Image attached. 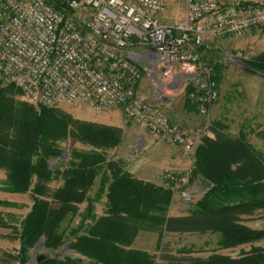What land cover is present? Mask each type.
<instances>
[{"label": "trees", "instance_id": "trees-1", "mask_svg": "<svg viewBox=\"0 0 264 264\" xmlns=\"http://www.w3.org/2000/svg\"><path fill=\"white\" fill-rule=\"evenodd\" d=\"M213 54L205 58L220 87L223 65L211 59ZM246 62L264 74V55ZM5 83L0 78V170L6 172L0 190L30 192L34 202L17 238L26 250L45 238L52 251L71 239L69 248L87 260L47 257L39 264H156L154 255L132 247L140 232L157 233L160 241L167 233L216 236L210 256L190 258L187 264H264L262 247L252 246L238 257L218 253L264 241V230L244 224L247 217L264 212V155L250 143L246 127L233 136L222 121L211 124L212 136H204L195 152L192 176L208 189L189 215L171 217L173 193L136 178L124 159L109 155L121 146L122 129L19 100L16 97L25 95L23 91ZM185 107L197 112L189 101L185 100ZM257 134L264 139V131ZM70 140L90 150H72L67 163L52 169V161L62 157L63 144ZM60 178L63 185L50 193L49 184ZM93 187L97 191L90 198ZM103 198L104 214L97 217L96 204ZM85 201L79 225L70 228L66 237L60 233L63 220L70 215L74 219ZM0 225L8 226L1 215Z\"/></svg>", "mask_w": 264, "mask_h": 264}, {"label": "built area", "instance_id": "built-area-1", "mask_svg": "<svg viewBox=\"0 0 264 264\" xmlns=\"http://www.w3.org/2000/svg\"><path fill=\"white\" fill-rule=\"evenodd\" d=\"M176 2L183 13L166 22L170 0H0V78L45 108L121 109L192 155L211 124L189 132L160 105L178 93L210 115L219 86L205 57L219 39L264 28V0ZM144 79L160 104L139 94ZM192 176L190 166L169 170L162 186L196 204Z\"/></svg>", "mask_w": 264, "mask_h": 264}, {"label": "rangeland", "instance_id": "rangeland-1", "mask_svg": "<svg viewBox=\"0 0 264 264\" xmlns=\"http://www.w3.org/2000/svg\"><path fill=\"white\" fill-rule=\"evenodd\" d=\"M182 13L183 11H177L176 0H170L168 12L164 15L163 20L172 22L177 14L181 15ZM212 52L214 54L211 59L219 61L223 65V79L219 87V99L211 108L210 115L202 117L187 113L185 100L178 93H171L165 99L166 103L160 106H162L172 122L181 125L184 129H188L189 132L203 127L208 122L213 124L215 121H222L228 126L231 135L238 136L244 126L247 133H249L250 143L258 152L264 155V139L257 134L260 131H264V74L256 71L246 62L256 60L264 55V28L251 31L243 37L219 39L213 44ZM142 90L146 91L147 96L145 98L149 102L160 104L153 100L156 92L146 79L142 83ZM16 98L30 102L26 95L17 96ZM56 108L71 114L74 118L81 121L95 122L122 129L123 142L118 149L110 151L109 155L124 159L128 171L134 170L138 177H142V174H144L145 177L143 178L145 180L143 181L158 186L162 185L166 171L175 170L178 164L194 167L195 152L203 137L212 136V126L210 125L209 130L201 138L194 153L186 155L179 147L177 148L164 138L151 133L145 126L142 128L140 125L128 123L122 110L115 109L100 115L83 105L61 104ZM189 129L194 130L190 131ZM63 149L62 157L52 161V169L60 168V163H67L69 153L72 150H90L89 147L74 140L64 143ZM126 157L127 159H125ZM4 181H6V172L0 170V189L4 186ZM197 182L195 187L197 193L204 195L208 188L204 183ZM62 185L63 180L61 178L51 182L48 186L50 193ZM96 191L97 187H93L88 197L93 198ZM49 201L53 207H56L52 199H49ZM0 203H2L0 204V215L4 222L8 224L5 227L0 225V264H21L19 258L17 260L14 258L15 256L18 257L21 248L17 233L22 221L34 205L31 193L13 194L0 190ZM198 203H187L183 201L180 195L173 194L169 215L171 217L187 216L192 207ZM105 204L106 199L104 198L96 204L95 213L97 217H101L104 214ZM86 207L87 202L85 201L79 205L78 215L74 219L71 215L66 217L61 224L60 233L64 232L66 237H68L70 228L79 225ZM90 222L88 221V223ZM244 224L252 229L264 230V212L247 217ZM216 240V236L210 234L167 233L160 241L157 233L140 232L132 247L154 255L156 264H187L190 258L205 259L210 256L212 250L216 247ZM70 243L71 239L66 238L65 243L60 248L52 251L47 249L45 238H42L34 247L26 251L25 264H39L41 257L60 259L74 257L82 258L87 262L86 258L69 248ZM252 246L264 248V241L233 250L218 251V253L238 257L242 251H249ZM191 249L194 250L192 254L184 252V250L188 251Z\"/></svg>", "mask_w": 264, "mask_h": 264}, {"label": "crops", "instance_id": "crops-1", "mask_svg": "<svg viewBox=\"0 0 264 264\" xmlns=\"http://www.w3.org/2000/svg\"><path fill=\"white\" fill-rule=\"evenodd\" d=\"M143 81H144V80H142L141 85H140V88H139V89H140V90H139V92H140L139 94L142 95V96L145 98V96H147V93H146V91H143V90H142V83H143ZM192 108H193V107H192ZM119 110H121V109H119ZM186 110H188V111H186V112L189 113V114H191V115H194V114H195V115H199L198 112H196L195 110H193V111H190L189 109H186ZM199 116H200V115H199ZM140 126H142V125H140ZM142 128H144V126H142ZM186 130L188 131V129H186ZM189 130H190V131H193L194 129H189ZM176 147H177V146H176ZM177 148H178V147H177ZM180 150H181V149H180ZM130 158H131V157H130ZM125 159H127V157H126ZM130 160H132V159H130ZM128 161H129V159H128ZM184 166H186V165L178 164V166L176 167V169L179 168V167H184ZM129 170H130V169H129ZM130 172H131L136 178H138V179H140V180H145V179L143 178V177H145L144 174H142V177H138V174H136L134 170H133V171L130 170Z\"/></svg>", "mask_w": 264, "mask_h": 264}, {"label": "water", "instance_id": "water-1", "mask_svg": "<svg viewBox=\"0 0 264 264\" xmlns=\"http://www.w3.org/2000/svg\"><path fill=\"white\" fill-rule=\"evenodd\" d=\"M26 248L21 246L20 248V253L18 254V258L20 259V263L21 264H25L26 263ZM45 258L44 257H41L39 259V262L43 261Z\"/></svg>", "mask_w": 264, "mask_h": 264}]
</instances>
